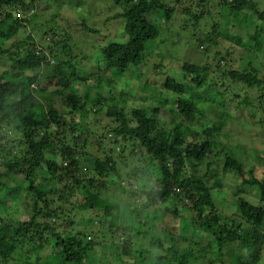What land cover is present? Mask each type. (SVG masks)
Here are the masks:
<instances>
[{
	"label": "trees",
	"instance_id": "16d2710c",
	"mask_svg": "<svg viewBox=\"0 0 264 264\" xmlns=\"http://www.w3.org/2000/svg\"><path fill=\"white\" fill-rule=\"evenodd\" d=\"M37 1L0 0V64L7 54L6 42L18 36L27 24L35 23ZM171 1L115 0L119 9L110 18L125 20L128 39L111 40L90 55L73 51L65 39L60 55V50L49 44V52L57 54L56 64L51 65L50 53L37 45L32 32L26 37L28 46L17 42L15 50L9 51L15 55L9 56L12 65L0 70V170L1 177L18 183L21 179L25 186L11 188L0 179V194L1 190H9L0 198V222L8 218L7 199L19 200L23 189L32 200L33 212L26 220L6 223L0 235L2 264L22 260V247H34L36 240L52 242L55 256L34 262L29 258L23 264H89L101 246L105 220L114 246L111 257L118 264H189L190 259H195L194 249L180 250L174 233L158 228V216L152 210L157 205L188 220L185 226L191 236L184 237L189 242L193 241L191 237L204 235L209 237L208 249L222 255L226 247L231 251L227 254L237 247L239 252L246 250L234 256L231 264H257L261 260L264 178H257L254 170L248 171V176L244 161L232 150L222 147L221 152L215 151L221 137L227 136L225 126L232 118L229 103L236 101L239 108H248L250 116L261 112L257 123L264 126V74L254 63L264 48V10L259 9L257 0H215L213 5L223 20H213L212 30L197 35L196 42L208 54L210 46L225 37L235 43L232 49L225 54L218 51L215 62H183L182 76L172 69L164 81L163 99L152 112L147 105L128 106L130 92L134 91L125 87L128 79L121 80L122 86L117 89L110 75L141 71L148 64V43L161 34L150 16L159 12L171 21L175 15ZM207 1L213 0H179L178 10L198 22L215 14ZM17 10L25 15L19 16ZM52 23L53 20L45 22V34L54 32ZM230 25L246 29V33H233ZM33 29H40V25L36 23ZM235 49L244 63L242 69L229 67L233 64L229 57ZM97 56L101 57L99 65L89 71L91 59ZM46 65L51 68L48 79L42 77ZM219 71L224 73L219 76ZM217 78L221 89L215 82ZM226 78L244 87L243 94L231 92ZM52 83L56 86H50ZM203 101H210V107L222 106L218 119L201 121V116H208ZM163 108L171 113L170 122L158 118ZM102 113L116 124H108V130L100 133L94 127L98 119L93 115ZM83 116L88 117L87 124ZM97 146L104 149L99 151ZM118 147L122 148L120 152ZM124 152L143 159L131 177L119 170ZM216 155L223 156L225 171L236 172L244 184L258 190L257 204L241 196L243 190L235 193L237 214L251 224L247 229H242L238 219L229 222L216 203L213 191L222 185L216 178ZM68 193L82 197L70 210L60 204L68 200L72 205ZM81 212L88 218H80ZM81 220L92 223L93 236L80 229ZM193 220L199 223L195 228ZM99 221L103 222L96 225ZM64 222L67 228H62ZM163 235L173 243L166 245ZM42 246L41 243L39 248ZM152 249L156 252L154 261L148 255Z\"/></svg>",
	"mask_w": 264,
	"mask_h": 264
},
{
	"label": "rangeland",
	"instance_id": "374dc122",
	"mask_svg": "<svg viewBox=\"0 0 264 264\" xmlns=\"http://www.w3.org/2000/svg\"><path fill=\"white\" fill-rule=\"evenodd\" d=\"M172 1L175 4L172 3ZM172 1L169 3H171L170 5L175 8V15L171 21H167L163 16V13L159 12L153 13V15L150 16L151 21L161 30V34L159 38L148 43V55L146 59L148 64L141 71L136 70V72L129 71L121 75H110L112 85L117 89H120L122 86L121 80L124 82L128 79V84H126L125 87H132L131 90H134L133 92H130L131 99L128 101V106L147 105L149 110L152 112L153 107L158 105L163 99L162 93L164 91L162 88L167 73L174 69L176 74L182 76L181 72L183 62L188 61L199 63L201 61L205 62L206 60L215 62V60L218 59V51L225 54L227 53L226 51L231 48V46L235 45V43L230 39L222 37L220 39V43L210 46V51L208 54H206L203 52V49L199 48L196 42L197 35H202L212 30L211 25L213 24V20L221 22L223 20V16L220 15L221 12L217 6L213 5L215 0L207 1L210 6L208 7L207 4V7L213 11V14L215 13L214 16H205L198 22L178 10V8H180L177 5L179 0ZM257 1H259V9L264 10V0ZM114 2L115 0H38L37 3L39 6H37L36 13L34 14L35 23L33 25L27 24L26 27L21 30L22 32H20L18 36H14V38L6 42L4 45V47L7 49V54H5L4 59L0 64V70L3 71L11 67L12 60L9 56L14 57L15 55L9 51L15 50L18 45L17 42L23 41V46H28V40L26 37L31 32L34 37L37 38V45L46 48L48 52L49 44L53 48L55 46V49L60 50L58 55L62 53L61 50L64 44L63 41L65 39H68V43L73 51H82L87 55L93 54L95 50L97 51L96 48L108 44L111 40H127L128 37L124 33L125 20L110 18L112 17V14L116 13L119 9L118 6L115 7L116 4ZM16 13H18L19 16L25 15V13L21 10H17ZM31 13L34 12L32 11ZM50 20L54 21V23L51 25L53 26L54 24L55 30H53L54 32L45 34L43 31L46 28L45 22L47 23V21ZM36 23L40 25V29L34 30L33 26ZM84 24L97 31H91L87 29ZM230 30H233V33H246V29H239V27H231ZM237 49L231 51L232 54H230L231 56L229 57V63L232 62L233 64H231L229 67L234 66L236 69H242L244 63L240 60V49ZM55 55L57 54L50 53L49 55L51 57V65H54L57 62V60L54 58ZM96 58L91 59V62L88 65L89 68H87L89 71L94 70L95 67L99 65L101 57L97 56ZM254 63L264 74V48L262 50V54L254 60ZM49 67L50 65H46L43 68L42 77L44 79H48L47 77L51 76V71H49L51 68ZM98 69L99 67L97 70ZM220 71L219 76L224 73ZM219 76L217 73L216 77ZM224 81L227 82L226 84L231 86V92L235 91L237 93L239 92L240 94H243L242 91L244 87L242 88V86L235 85L230 78H226ZM215 82L218 84L217 87L221 89V85H219V83H221L220 78H217ZM53 83L50 86L55 87L56 85ZM73 83L78 85V81L76 80H73ZM105 86L107 87V85ZM92 93H94V91H92ZM38 102H40V100H38ZM210 103V101H203V107L208 109V116H201V121L203 123L210 122V119H218L220 113H222L221 105L213 104L210 107ZM61 104L62 103H60V106ZM228 108L232 114V118L225 126L227 136L221 137L215 154L221 152L222 147L232 150L237 156L242 158L247 172L254 170V175L257 178L262 179L264 178V126L260 123H257V121H259L262 117V113L259 112L256 114V116H250L251 113L248 111V108H239L236 101L229 103ZM157 116L166 122H170V119L172 118L171 113L166 110V108H163ZM95 117H97L98 120H96L94 123V127L100 133L102 131L108 130V124H116L114 121L108 118L105 113L95 116L93 115V119ZM82 121L83 123L87 124L89 119L87 116H83ZM222 144L224 146H222ZM97 149L102 151L104 148L102 149V146H97ZM121 150L122 148H117L118 152ZM216 159L219 164V169L217 170L218 175H216V178L217 180L219 179V182L222 184L220 187H216L213 191V194L216 198V203L219 209L227 215L229 222L230 219H238L241 221L238 223H241L243 227L242 229H247L251 227V224L245 219L242 220V217L239 215V213L237 214L238 198L235 193L243 190L241 196H245L249 201L257 204L259 202L257 193L258 190L250 187L247 184H244L243 178L236 172L225 171L223 156L216 155ZM140 161H143L142 157L137 155L133 156L130 155L129 152H124V156L119 160V162H121L120 166L122 167L119 168V170H125L127 175L131 177L130 175L135 173L136 166ZM1 171L2 170H0V177L2 175ZM0 179L6 182L7 186H11V188L17 184L25 186L21 179L18 178L17 179L20 181L19 183L15 182L13 178L1 177ZM1 191L2 193L0 194V198L4 196L6 192H9L7 189ZM68 195L71 198L72 205H68V200H66V203H63L65 200L60 201V204L68 207L70 210L73 209V206L79 204V201L82 199V197L78 194H74L73 196L72 194L68 193ZM126 199L128 200V198ZM6 206H10V209L7 211L8 213L5 211L8 216L7 221L0 222V235L5 231V226L7 225L6 223L13 222L16 224L19 221L26 220L31 217L33 212L32 200L27 195L26 189H23L21 192L19 200L15 199V197H9L7 199ZM3 209L4 207L2 206V210ZM152 210H154V213H156L158 216L156 217L158 228L160 230L166 229L171 231V233H174V237L178 238L176 243L182 247L180 250H187L188 248L194 249L195 259H190L189 264H231L234 256L241 252H246V250H241V252H239L238 247L231 254H227L231 252L230 247H226L225 251L227 253L225 252L223 255L218 251H212L211 248L208 249L209 237L204 235H200L197 239L191 237L193 241L189 242V240L184 237L191 236L189 233V228L185 226V223H188V220L180 216H174L170 210H165L164 206L162 205H157ZM184 213L187 214V211ZM79 216L80 218L84 216V219L88 218L87 214L83 212H81ZM81 222L82 225L80 227H83L80 229L87 231L89 236H93L91 228L93 226L92 223L89 225L86 220L85 222L87 223H85L83 220H81ZM102 222L103 221H101V223ZM105 222L108 224V221L105 220ZM101 223L99 221V223L96 225H100ZM106 223L103 222L105 227H102V232H100L102 240L101 246L88 260L89 264H118L111 257L110 250L114 246L111 241L112 239L108 235L109 229ZM192 225L195 228V226H198L199 223L198 221L193 220ZM62 228H67L66 222H64ZM73 229H76V227H73ZM163 236L166 245H171L173 243L172 239L166 237L165 235ZM196 240L199 242L198 244L195 243ZM41 243L43 246L39 248ZM235 247L236 246H234L233 249ZM207 249L209 250L208 253L206 252ZM22 250L23 253L19 254L20 257L22 256V260H17L13 264H23V262L29 260V258L31 262L36 261L38 258L41 260H46L49 259L51 255L54 257L56 252L53 250L52 242L44 243V241L39 242L38 240H36L34 247L32 245L26 244L24 247H22ZM148 255L154 261L156 252L154 249H152ZM171 258L173 259L172 256ZM175 261L176 260H174V262ZM0 264L2 263L0 262ZM257 264H264V249L261 260Z\"/></svg>",
	"mask_w": 264,
	"mask_h": 264
}]
</instances>
